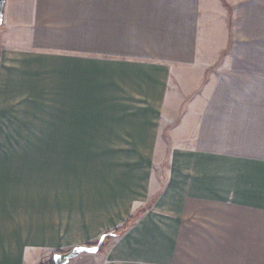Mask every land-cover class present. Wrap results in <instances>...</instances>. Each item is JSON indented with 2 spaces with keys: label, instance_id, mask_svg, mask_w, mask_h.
<instances>
[{
  "label": "crops",
  "instance_id": "0c3cea01",
  "mask_svg": "<svg viewBox=\"0 0 264 264\" xmlns=\"http://www.w3.org/2000/svg\"><path fill=\"white\" fill-rule=\"evenodd\" d=\"M45 99L61 113L125 115L114 128L152 146L149 169L127 170L141 186L108 207L121 220L104 227L97 198L74 246L134 224L69 264H264V0H6L0 113ZM5 177L0 264L50 259L57 238L2 213Z\"/></svg>",
  "mask_w": 264,
  "mask_h": 264
},
{
  "label": "rangeland",
  "instance_id": "374dc122",
  "mask_svg": "<svg viewBox=\"0 0 264 264\" xmlns=\"http://www.w3.org/2000/svg\"><path fill=\"white\" fill-rule=\"evenodd\" d=\"M51 102L40 100L36 107L15 105L0 113V169L7 186L6 204L1 211L8 223L16 221L18 229L20 224L33 232L45 229L50 237L57 238L50 244L66 252L75 240L82 239V217L94 219V211L86 210L85 205L94 204L97 198L104 208V227L121 220L122 212L108 207L117 194L121 202L128 182L132 187L135 183L141 186L138 183L142 179L128 178L127 170L133 175L137 170L149 169L152 146L136 144L128 130L114 128L125 115L61 113L63 108L55 103L57 99ZM169 131H162L168 144ZM82 138L87 144L82 145ZM167 166L164 163L162 170ZM64 231L74 239L64 241ZM7 241L9 250L11 237ZM35 253L49 252L37 249ZM48 259L39 254L34 261Z\"/></svg>",
  "mask_w": 264,
  "mask_h": 264
},
{
  "label": "water",
  "instance_id": "95a60500",
  "mask_svg": "<svg viewBox=\"0 0 264 264\" xmlns=\"http://www.w3.org/2000/svg\"><path fill=\"white\" fill-rule=\"evenodd\" d=\"M6 0H0V25L3 23V15L5 9ZM107 234H103L99 241L94 245L78 244L73 246L69 251L66 252H55L53 254V261L55 264H69L71 260L79 257L82 254H95L100 251L102 246L105 244Z\"/></svg>",
  "mask_w": 264,
  "mask_h": 264
},
{
  "label": "trees",
  "instance_id": "16d2710c",
  "mask_svg": "<svg viewBox=\"0 0 264 264\" xmlns=\"http://www.w3.org/2000/svg\"><path fill=\"white\" fill-rule=\"evenodd\" d=\"M136 221V216L133 215L131 216L121 227L113 229L111 231L106 232L105 234H107V238H106V242L102 247H105L107 242L113 238V237H118L121 236L122 234H124V232L132 225L134 224V222ZM102 249V248H101ZM55 252H61L60 250H56ZM39 264H55L53 261V255L51 256L50 259H48L47 261L41 262Z\"/></svg>",
  "mask_w": 264,
  "mask_h": 264
}]
</instances>
